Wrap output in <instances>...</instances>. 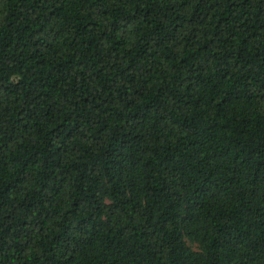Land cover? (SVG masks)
I'll use <instances>...</instances> for the list:
<instances>
[{
    "label": "trees",
    "instance_id": "trees-1",
    "mask_svg": "<svg viewBox=\"0 0 264 264\" xmlns=\"http://www.w3.org/2000/svg\"><path fill=\"white\" fill-rule=\"evenodd\" d=\"M0 264H264V0H0Z\"/></svg>",
    "mask_w": 264,
    "mask_h": 264
}]
</instances>
